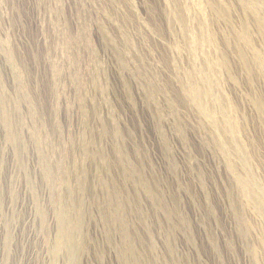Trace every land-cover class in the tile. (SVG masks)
<instances>
[{"label":"rangeland","instance_id":"1","mask_svg":"<svg viewBox=\"0 0 264 264\" xmlns=\"http://www.w3.org/2000/svg\"><path fill=\"white\" fill-rule=\"evenodd\" d=\"M260 22L264 0H0V264H264L239 183L264 203Z\"/></svg>","mask_w":264,"mask_h":264},{"label":"bare ground","instance_id":"2","mask_svg":"<svg viewBox=\"0 0 264 264\" xmlns=\"http://www.w3.org/2000/svg\"><path fill=\"white\" fill-rule=\"evenodd\" d=\"M260 26L262 27V29H264V22H260ZM194 95L197 96L198 98L201 97L200 93H194ZM3 103H4V101L1 104H3ZM200 109L205 114L208 112L204 106H202ZM3 113H4V110H3ZM3 118H4L3 122H4L5 127L8 130H10L11 124H10L9 118H8L6 113L3 116ZM17 141L18 140L15 136H11L9 138L10 143H16ZM43 173L45 175V178L50 181V183L52 184L53 187L54 186L56 187V185L58 183H60V179H61L60 176L54 175L52 173L51 168L46 163L44 164V167H43ZM239 183H240V186H241L240 188L242 189L241 191L243 192V195H245L246 197H249L251 200H253L254 204L256 205V207L258 209H260V212H261V210H262L261 208H264V203H263V199L259 196V192L257 191V188H256V192L254 193L255 195H254V197H253L254 199H253L250 197L249 193H250V188H254V186H250L251 185L250 183L244 182L242 180H239ZM262 212L263 213H261V214H263V216H264V211L262 210ZM40 213L43 217L45 216L43 211L40 210ZM57 218H58L59 230H58L56 245L52 249V256H54L55 258H58L59 255L64 252L67 255V258L69 259V262L74 261L75 255H76L77 251L79 250L78 249L79 245H77V243L74 240V237H75L74 235H75L77 228L79 226L78 225V222H79L78 218H76V219L69 218L68 216H66L65 212L62 211L61 209L59 211V214L57 215ZM10 241H11V236L7 235L5 238V246L7 248L10 247ZM70 264H72V263H70Z\"/></svg>","mask_w":264,"mask_h":264}]
</instances>
